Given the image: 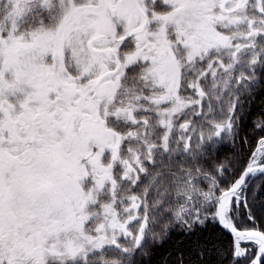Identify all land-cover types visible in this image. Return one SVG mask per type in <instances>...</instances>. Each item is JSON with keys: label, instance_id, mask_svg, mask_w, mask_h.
Here are the masks:
<instances>
[{"label": "snow or ice", "instance_id": "6c2138e0", "mask_svg": "<svg viewBox=\"0 0 264 264\" xmlns=\"http://www.w3.org/2000/svg\"><path fill=\"white\" fill-rule=\"evenodd\" d=\"M0 264H264V0H0Z\"/></svg>", "mask_w": 264, "mask_h": 264}]
</instances>
